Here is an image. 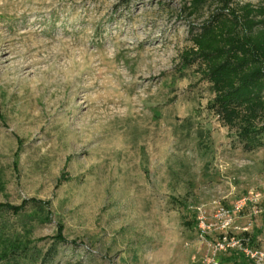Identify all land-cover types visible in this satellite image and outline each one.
I'll return each mask as SVG.
<instances>
[{"label":"rangeland","instance_id":"1","mask_svg":"<svg viewBox=\"0 0 264 264\" xmlns=\"http://www.w3.org/2000/svg\"><path fill=\"white\" fill-rule=\"evenodd\" d=\"M191 2L0 0V203L50 202L10 217L47 264H264V138L184 64Z\"/></svg>","mask_w":264,"mask_h":264},{"label":"trees","instance_id":"2","mask_svg":"<svg viewBox=\"0 0 264 264\" xmlns=\"http://www.w3.org/2000/svg\"><path fill=\"white\" fill-rule=\"evenodd\" d=\"M206 2L192 0L190 14H198ZM222 3L202 25L191 27L192 47L183 54V60L187 66L196 65L211 85L215 95L211 108L218 120L229 127L238 124L244 148L252 150L264 138V6ZM50 206V202L35 199L19 206L0 203V264L49 262L51 251L42 256L33 247L30 230L24 235L17 233L10 217L28 215L47 223L52 215ZM52 240L57 245L65 239L60 232Z\"/></svg>","mask_w":264,"mask_h":264}]
</instances>
